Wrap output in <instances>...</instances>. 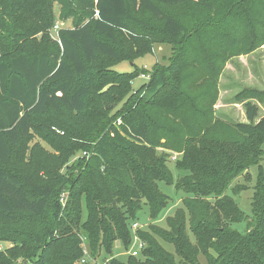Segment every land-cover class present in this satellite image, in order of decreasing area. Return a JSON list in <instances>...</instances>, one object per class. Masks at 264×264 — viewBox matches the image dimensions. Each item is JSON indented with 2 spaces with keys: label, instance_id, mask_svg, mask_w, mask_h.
Instances as JSON below:
<instances>
[{
  "label": "trees",
  "instance_id": "obj_1",
  "mask_svg": "<svg viewBox=\"0 0 264 264\" xmlns=\"http://www.w3.org/2000/svg\"><path fill=\"white\" fill-rule=\"evenodd\" d=\"M53 3L76 13L73 27L60 30L53 41L43 36L38 48L27 45L32 35L52 25ZM215 8L221 15L204 24L198 13ZM141 15L157 22L158 36L172 44L182 41L184 17L193 21L191 30L198 33L207 25L232 29L231 19L224 16H246L250 35L246 51L264 44V1L259 0H0V164H7L12 149L28 140L38 117L63 115L62 121L70 124L65 134L78 142L96 128L89 160L73 163L63 176L46 174L44 183H24L0 169V238L15 244L0 256V264H16L18 258L26 264H75L83 257L79 231L92 256L100 250L109 256L106 264H199V253L207 264H264V173L259 171L254 181L251 213L256 220L246 233L228 227L245 218L223 194L233 179L260 160L264 115L259 116L255 104H244L245 123L215 127L203 118L187 136L181 135L175 151L182 155L175 167L189 174L173 182L167 160L155 150L169 132L164 129L154 136L150 110L138 104L118 114V124L117 119L112 123L106 120L109 108L104 95L93 96L110 84L115 87L108 97L118 95L117 100L128 92L127 75L106 69L131 53L130 44L139 47L138 53L149 51V41L131 27L146 23L138 19ZM31 29L35 33L27 32ZM179 74L177 69L170 78L155 71L145 93L152 97L160 89L162 94L170 87L177 89L173 78ZM116 100L111 98L109 104ZM157 182L191 196L167 219L168 230L159 231L179 260L158 245L146 246L137 258L117 260L113 243L130 242L127 220L140 209L141 199L148 204L151 219L165 207L166 195ZM243 189L238 186L233 194ZM60 191L68 193L63 207ZM210 196L219 199L212 205L202 201ZM186 223L195 245L185 233Z\"/></svg>",
  "mask_w": 264,
  "mask_h": 264
},
{
  "label": "rangeland",
  "instance_id": "obj_2",
  "mask_svg": "<svg viewBox=\"0 0 264 264\" xmlns=\"http://www.w3.org/2000/svg\"><path fill=\"white\" fill-rule=\"evenodd\" d=\"M233 7L241 8L240 6L239 8ZM51 12L52 25L45 31L32 35L29 38V41L32 42H26L27 45H33V48L40 47L43 36L52 41L57 39L59 31L63 28L73 27L78 17L70 7L61 6L58 3H53ZM221 12L220 8L207 12L200 11L198 17L203 18L204 24H206L210 23L206 20L221 15ZM184 15L183 11L180 16ZM140 18L148 25L142 23L145 27L130 26L138 36L149 41V51L138 53L139 47L137 49L135 45L130 44L127 48L131 53L126 54L124 59L106 69L119 75H127L130 79L126 86L128 92L117 100L116 96L118 95H109L108 97L106 94H111V88L115 87L114 84H110L105 85L99 93L95 92L93 96L96 99L100 94L104 95L109 108L106 120L112 123L119 117L118 114H122L138 104H143L150 110L153 124L156 127L154 136H158V133L164 129L169 132L167 139H159V146L155 150L157 155H162L167 160V168L172 174L173 182H176L189 174V172L177 170L175 167L182 155L175 151L181 146L180 136L184 134L187 136L188 129L196 126L200 119L209 118L212 126L215 127L245 123L247 121L244 104L248 101L258 107L259 116L264 115L262 102L264 98V44L254 51H246L250 45L246 16H224L226 20L231 19L232 29H226V27H222V24L217 27L207 25L198 33L191 30L193 21L184 17L182 41L175 44L163 41L164 39L158 36V23L149 16H138V19ZM35 31L36 29H31L27 32L35 33ZM177 69L180 74L173 78L177 89L170 87L169 91L163 94L161 93L163 89H160L152 97L145 93L155 71H162L164 77H170L175 74ZM207 73H209V77L204 76ZM205 82L206 87H203ZM255 91L259 93H253ZM111 98L116 101H111L112 103L109 104ZM146 98H149L148 101ZM66 114L67 112L64 116ZM62 117L63 115L59 117L51 115L46 119L36 118L28 140L12 149L10 160L5 165L0 164V169L15 174L24 183L27 180L44 183V180L48 179L47 175L55 173L63 176L65 170L73 163L80 160L87 162L92 155L91 150L94 147L92 139L96 134V128L93 129L89 138H81L78 142L75 136L65 134L66 128L70 127V124L62 121ZM117 120L118 124L119 119ZM190 120L195 122L189 124ZM59 129L64 130V133ZM261 150L258 164L241 172L228 184L223 193L231 198L244 215V221L228 225L232 230L242 234L246 233L248 226L256 220L251 213L252 188L259 171L264 173V143ZM103 169L102 167L101 170ZM238 186H242L244 189L234 195L233 189ZM157 187L161 193L166 195L165 207L156 218L151 219L148 213V204L144 199H141L140 209L133 218L127 220L130 242L128 245H124L118 240L113 243V257L117 260L125 262L129 255L137 258L148 245H158L169 252L176 261L179 260V257L174 253L173 246L163 240L159 231L168 230L167 219L173 217L176 211L183 209V200L190 199L191 196L176 191L174 185H166L163 182H157ZM67 196L66 191H60L58 198L62 207L65 205ZM216 199L219 197L210 196L203 198L202 201H207L212 205ZM85 215L86 213L83 211V219ZM185 233L190 244L195 245L196 239L190 232L188 223H186ZM78 235L83 257L75 264L89 262L106 264L109 261V256L101 250L92 256L87 246L86 236L81 231ZM14 247L13 242L0 238V256H6L7 250ZM133 252L136 254L133 255ZM208 252L216 257L213 250L209 249ZM197 259L199 264H207L203 254L199 253ZM21 260L18 258L16 264H26Z\"/></svg>",
  "mask_w": 264,
  "mask_h": 264
},
{
  "label": "built area",
  "instance_id": "obj_3",
  "mask_svg": "<svg viewBox=\"0 0 264 264\" xmlns=\"http://www.w3.org/2000/svg\"><path fill=\"white\" fill-rule=\"evenodd\" d=\"M55 29H57V26H55ZM136 254V252H133V255H135Z\"/></svg>",
  "mask_w": 264,
  "mask_h": 264
}]
</instances>
